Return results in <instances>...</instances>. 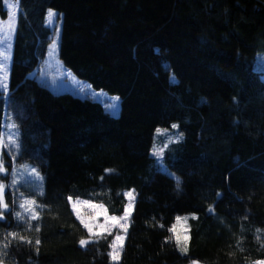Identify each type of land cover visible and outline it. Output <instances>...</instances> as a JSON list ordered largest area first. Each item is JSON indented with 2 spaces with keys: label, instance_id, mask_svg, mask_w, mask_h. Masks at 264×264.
Listing matches in <instances>:
<instances>
[{
  "label": "trees",
  "instance_id": "16d2710c",
  "mask_svg": "<svg viewBox=\"0 0 264 264\" xmlns=\"http://www.w3.org/2000/svg\"><path fill=\"white\" fill-rule=\"evenodd\" d=\"M49 9L61 15L59 59L118 95V115L32 77L50 43ZM173 124L179 139L154 154L155 132ZM0 136L19 145L0 148L3 264H116L114 232L91 237L69 198L122 216L126 191L130 228L156 234V247L118 264L264 260V0H19ZM25 166L37 178L17 181ZM27 200L38 218L20 215ZM183 216L186 253L168 230Z\"/></svg>",
  "mask_w": 264,
  "mask_h": 264
},
{
  "label": "rangeland",
  "instance_id": "374dc122",
  "mask_svg": "<svg viewBox=\"0 0 264 264\" xmlns=\"http://www.w3.org/2000/svg\"><path fill=\"white\" fill-rule=\"evenodd\" d=\"M4 2V0H3ZM10 2H15V0H10ZM4 6L7 8L6 4L4 3ZM49 10L55 12L56 18L53 23L48 22V12ZM46 18H45V24L50 28L51 30V36H50V43L47 49L46 58L42 62V64L37 68V70L32 74V77H34L36 80H38L41 84H44L49 89L53 90L54 92H70L74 95L80 96L82 98H90L92 100L99 101L104 105L106 110L111 113L112 115H118L120 112V97L118 95H113L105 91L104 89H96L90 85L89 82L79 79L77 76H75L70 69H68L62 61L58 57V48H59V39H60V28H61V15L53 9H49ZM10 10L7 9V12ZM19 13V7L17 11V15ZM8 16L6 19H0V28L3 27V25L7 22ZM17 22V17L14 24V30L12 31L10 40L8 39L7 31H0V41H3V43H0V51L7 52L10 59L7 61L8 66V88L5 91L2 87H0V91L2 93H7L9 90V76H10V69L12 64V43H13V36L15 31V26ZM55 42L56 47L53 48L52 45ZM10 45V47H9ZM0 63H4L2 57H0ZM3 73H0V76H2ZM118 98V99H117ZM13 124V123H12ZM173 125H176L177 127H173ZM171 129L168 128H159L154 135V144H153V153L159 152L163 150V147L167 145L168 141H174L178 140L180 137L178 129V124H173ZM16 129V128H15ZM163 171L167 172L171 176L175 177L176 175L166 166L165 163H163V168H161ZM28 178H37L33 170H31L28 167H24L21 170H17L15 173V179L21 180V179H28ZM1 182V180H0ZM130 191L125 192V196L127 198V205L129 204V198L127 197L126 193ZM133 192V191H132ZM134 195V193H133ZM3 198V196H2ZM135 198V195H134ZM29 200H27V207L23 208L21 210L20 215L23 217L24 215L32 216L28 214L30 211L28 210L31 204L28 203ZM77 203V209L80 213V217L85 219L91 224L94 225H103L105 224V214L102 209L100 208H92L89 207V204L94 205H100L93 203L89 200L84 199H70V203L73 209V203ZM84 202H88L87 204ZM126 205V206H127ZM2 209H5L1 206ZM105 209V208H104ZM74 211V210H73ZM132 209L130 210L131 215ZM76 217V211H74ZM107 216H112L106 213ZM124 215V214H123ZM122 215V216H123ZM119 217V216H117ZM188 217L189 216H183L179 223L176 222L177 232L183 237L184 235H187L188 232ZM78 218V217H77ZM130 218V216H129ZM186 218V219H185ZM81 222V219L78 218ZM124 221H121L123 223ZM111 232H114V236L116 237L117 234L124 237L123 240V250L120 254L119 262L125 261L127 257L135 251L139 250H149L156 247V234H149V235H138L137 232L132 231L130 228V220L128 219V226H127V232H123L119 227H111V224L108 225ZM94 231H101L99 228H94ZM105 233V232H102ZM94 237V236H91ZM115 240V238H114ZM112 252V248L111 251ZM264 261V260H259ZM258 261L255 263H249V264H257ZM192 264H199L197 262H194Z\"/></svg>",
  "mask_w": 264,
  "mask_h": 264
},
{
  "label": "snow or ice",
  "instance_id": "6c2138e0",
  "mask_svg": "<svg viewBox=\"0 0 264 264\" xmlns=\"http://www.w3.org/2000/svg\"><path fill=\"white\" fill-rule=\"evenodd\" d=\"M4 3L7 6V9H9L10 11L8 12V20L7 22L3 25L2 28H0V31H7L8 34V39L10 40L11 38V34L12 31L14 30V24H15V20L17 17V11H18V7H19V0H15V2H10V0H4ZM56 13L49 10L48 12V22L51 24L54 22L55 18H56ZM0 43H3V41H0ZM10 47V45H9ZM53 48L56 47L55 42L52 45ZM0 57H2L4 63H0V73H3L2 76H0V87H2L5 91L8 88V66H7V61L10 59L9 55L7 52H2L0 51ZM118 99V98H117ZM10 128L15 129L17 127V125H15L14 123L11 124L9 126ZM173 127H177L176 125H173ZM17 139H14L12 136H8L7 137V141L5 140V138L3 136H0V148H6L10 145L15 146L16 148H19V145L17 143ZM154 154L159 155V152H155ZM6 169L4 167V162L2 159H0V173H6ZM6 185L3 184L2 182H0V206H2L3 208H7L8 205L6 203L3 202V192L5 189ZM127 197L129 198V204L125 207L124 209V215L123 216H107V209H104L103 205H94V204H89V207L92 208H100L103 210L104 214H105V224L103 225H94L89 223L88 221H86L85 219H83L82 217H80V213L77 209V203L79 202H74L73 203V210L76 211L77 217L81 219V223L83 224V226L88 230V233L90 234V236H95V237H100L102 232H108L109 235H111V231L110 228L108 227L109 224H111V227H119L123 232H127V226H128V219L130 216V210L133 208V201H134V195L133 192L130 191L128 193H126ZM71 199V198H69ZM29 204H35V201H28ZM84 203H88V202H84ZM23 207V205H22ZM29 211H32L31 209H28ZM210 211H212V209H210ZM18 218H21L19 213L17 214ZM33 219L38 218L37 214L35 212H33L32 215ZM0 219H3V215L0 214ZM182 218L177 217V223H179L181 221ZM186 219V218H185ZM121 221H124L123 223H121ZM161 227H163V225H161ZM94 228H99L101 231H94ZM38 230V229H37ZM170 232H172L174 234V240L176 245L180 248L181 252L186 253L187 252V240L188 237L187 235H184L183 237H181V235L177 232V227L176 225H173L171 228L168 229ZM258 232L260 231L259 229L257 230ZM15 236V234H10ZM21 240H23V237H20ZM257 239L259 240V236L257 237ZM123 240L124 237L117 234L115 237V240L113 242L110 243V247L112 248V252L109 253L111 259L116 262V264H118L119 259H120V254L123 250ZM28 243H31V241H27ZM94 241L89 240V239H81L79 241V244L82 247H86L89 243H92ZM40 240L37 239L36 240V244H39ZM5 247H7V245H5ZM261 247H264V244L261 245ZM38 251V249H37ZM0 264H3V261L0 260ZM257 264H264V261H258Z\"/></svg>",
  "mask_w": 264,
  "mask_h": 264
}]
</instances>
